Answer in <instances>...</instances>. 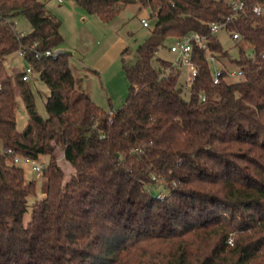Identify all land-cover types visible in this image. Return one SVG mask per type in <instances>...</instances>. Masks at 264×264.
Segmentation results:
<instances>
[{
	"label": "trees",
	"instance_id": "1",
	"mask_svg": "<svg viewBox=\"0 0 264 264\" xmlns=\"http://www.w3.org/2000/svg\"><path fill=\"white\" fill-rule=\"evenodd\" d=\"M72 1L105 23L130 4L155 21L133 64L121 53L128 96L106 111L80 90L68 53L26 51L20 59L32 74L22 80L11 59L34 44L56 49L59 24L40 0H0V141L44 165L38 187L0 155V264H264V0H238L241 10L227 0ZM18 16L27 35L14 28ZM214 23L238 34L236 58ZM192 33L207 48L192 46L187 86L156 53ZM208 56L220 66L217 83ZM232 70L237 81L228 80ZM34 77L48 91L44 114Z\"/></svg>",
	"mask_w": 264,
	"mask_h": 264
},
{
	"label": "rangeland",
	"instance_id": "2",
	"mask_svg": "<svg viewBox=\"0 0 264 264\" xmlns=\"http://www.w3.org/2000/svg\"><path fill=\"white\" fill-rule=\"evenodd\" d=\"M45 4L46 13L59 24V31L62 42L57 50L70 54L69 64L75 78L78 80L79 88L100 108L109 111L117 110L123 106L129 92V83L121 65V53L124 51V59L127 64H133L137 47L148 36L149 30L154 24L149 9H141L136 4H130L111 22H102L95 15H88L72 0H40ZM141 19L148 23V28L141 24ZM16 32L22 36L31 31L29 22L23 17L13 19ZM218 40L224 50L236 58L237 48L235 42L225 30L217 33ZM172 39H167L164 46L159 48L156 57L164 61L174 62L175 56L169 52ZM11 64L19 69L25 68L26 64L15 56ZM156 64V62H154ZM212 67V66H211ZM216 69L220 70L216 63ZM181 71L180 80L186 82L188 79L187 69L179 68ZM229 81H237L238 76H229ZM36 92V108L43 112V101L48 91L36 77L32 80ZM188 86V84H187ZM27 122V114L23 104L19 103L17 111V128L22 129ZM59 155L58 163L63 169L65 176L69 175L70 168ZM47 162V158H41ZM26 181H35L40 187L41 178H36L35 173L29 165H22ZM41 197L38 190L37 197ZM35 199H31L33 201ZM28 217V214L25 215ZM232 237H229V241ZM227 244L232 246V244Z\"/></svg>",
	"mask_w": 264,
	"mask_h": 264
},
{
	"label": "built area",
	"instance_id": "3",
	"mask_svg": "<svg viewBox=\"0 0 264 264\" xmlns=\"http://www.w3.org/2000/svg\"><path fill=\"white\" fill-rule=\"evenodd\" d=\"M227 1L233 7L234 10H241L243 7V3L241 1L238 0H227ZM58 2H62V0H58ZM253 12L256 15H260L263 13V8L256 6L253 8ZM141 24L145 28H148L149 26L147 21L144 19H141ZM224 26H225L224 23H214L211 24L210 30L212 33H218L220 30H223ZM229 36L233 40H237L239 38L237 33H229ZM35 45L36 44H34L31 47H21L17 51V57L22 58L25 55L26 51H30L33 53L36 59H39L41 57H51L55 59L63 52L57 49L40 52L38 50H35L34 48ZM193 45H196L198 48L203 50L207 48V44L205 40L199 35L194 33L175 39L169 47V52L175 56L173 65L178 69L180 67H184L187 69L188 79L186 80V83L188 85L194 80L196 76V68L191 62V50ZM207 59L209 60L212 66L211 69L214 78V83H217L222 72L221 70L215 68L216 67L215 60L212 56H208ZM31 74H32L31 67L26 65V67L24 68V74L22 76V80L27 81L31 76ZM240 75H241L240 71L232 70L229 72V76H240ZM0 89H1V85H0ZM201 98L202 100H204L205 97L202 95ZM0 155L6 156L9 159L10 163L13 165L19 167H21V164L29 165L31 167V170L35 173V177L41 178L44 169L43 164H40L29 157H24L16 153L12 148H5L1 141H0ZM229 244H232L231 240L229 241Z\"/></svg>",
	"mask_w": 264,
	"mask_h": 264
},
{
	"label": "crops",
	"instance_id": "4",
	"mask_svg": "<svg viewBox=\"0 0 264 264\" xmlns=\"http://www.w3.org/2000/svg\"><path fill=\"white\" fill-rule=\"evenodd\" d=\"M61 158H62V156H61Z\"/></svg>",
	"mask_w": 264,
	"mask_h": 264
}]
</instances>
